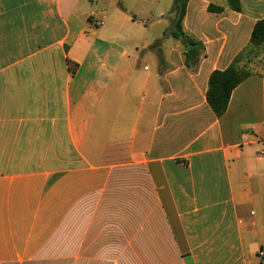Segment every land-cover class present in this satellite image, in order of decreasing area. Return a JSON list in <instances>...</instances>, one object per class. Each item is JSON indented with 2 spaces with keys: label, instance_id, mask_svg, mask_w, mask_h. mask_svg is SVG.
I'll return each instance as SVG.
<instances>
[{
  "label": "crops",
  "instance_id": "crops-1",
  "mask_svg": "<svg viewBox=\"0 0 264 264\" xmlns=\"http://www.w3.org/2000/svg\"><path fill=\"white\" fill-rule=\"evenodd\" d=\"M176 1L0 0V264H261L264 0Z\"/></svg>",
  "mask_w": 264,
  "mask_h": 264
},
{
  "label": "trees",
  "instance_id": "trees-1",
  "mask_svg": "<svg viewBox=\"0 0 264 264\" xmlns=\"http://www.w3.org/2000/svg\"><path fill=\"white\" fill-rule=\"evenodd\" d=\"M187 2L188 0L176 1L177 18L175 30L171 35L176 39L195 45L183 30ZM227 2L233 11L240 12L242 10L241 0H227ZM209 10L221 12L223 8L210 5ZM262 46H264V19L255 24L249 45L235 57L231 65L225 70H216L210 75L207 102L217 117L225 114L232 92L252 75L240 64L245 58L249 60L250 57L254 56ZM261 264H264V258Z\"/></svg>",
  "mask_w": 264,
  "mask_h": 264
},
{
  "label": "rangeland",
  "instance_id": "rangeland-1",
  "mask_svg": "<svg viewBox=\"0 0 264 264\" xmlns=\"http://www.w3.org/2000/svg\"><path fill=\"white\" fill-rule=\"evenodd\" d=\"M163 3L164 4L158 10L164 11L167 15L169 10L166 7L165 2ZM151 21H154V20H151ZM240 66H244V68L250 71L251 73H263L264 74V46L259 48L258 52L254 56L250 57L249 60L245 58L244 61L240 64Z\"/></svg>",
  "mask_w": 264,
  "mask_h": 264
},
{
  "label": "built area",
  "instance_id": "built-area-1",
  "mask_svg": "<svg viewBox=\"0 0 264 264\" xmlns=\"http://www.w3.org/2000/svg\"><path fill=\"white\" fill-rule=\"evenodd\" d=\"M99 24H102V22H99ZM263 258H264V254H263Z\"/></svg>",
  "mask_w": 264,
  "mask_h": 264
},
{
  "label": "water",
  "instance_id": "water-1",
  "mask_svg": "<svg viewBox=\"0 0 264 264\" xmlns=\"http://www.w3.org/2000/svg\"><path fill=\"white\" fill-rule=\"evenodd\" d=\"M190 55H192V54L190 53Z\"/></svg>",
  "mask_w": 264,
  "mask_h": 264
}]
</instances>
